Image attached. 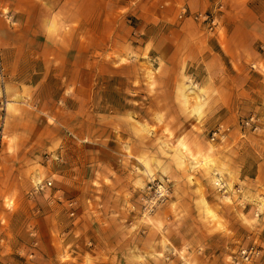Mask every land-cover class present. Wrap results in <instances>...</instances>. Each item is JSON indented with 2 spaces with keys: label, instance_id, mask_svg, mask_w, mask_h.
<instances>
[{
  "label": "rangeland",
  "instance_id": "374dc122",
  "mask_svg": "<svg viewBox=\"0 0 264 264\" xmlns=\"http://www.w3.org/2000/svg\"><path fill=\"white\" fill-rule=\"evenodd\" d=\"M201 5L0 0V264H235L242 248L264 264V0ZM247 89L254 100L235 94ZM220 123L230 130L211 141ZM80 158L91 165L74 166L71 196L65 169ZM154 178L170 195L148 213ZM103 187L131 260L95 262L80 229V192Z\"/></svg>",
  "mask_w": 264,
  "mask_h": 264
},
{
  "label": "crops",
  "instance_id": "0c3cea01",
  "mask_svg": "<svg viewBox=\"0 0 264 264\" xmlns=\"http://www.w3.org/2000/svg\"><path fill=\"white\" fill-rule=\"evenodd\" d=\"M171 4L176 5L180 3H187L190 7V3L193 2V5H198L202 4L200 8H197V6H194L193 9H202L205 1L206 0H168ZM192 9V7H190ZM81 10H79V13ZM49 13H46V18L45 20L48 21L49 18ZM18 17L22 18L23 15L17 14ZM228 54L232 55V60L234 61L235 64H237L239 72H243V65L241 64L240 60H237L232 47L229 45L228 46ZM234 59V60H233ZM241 78V76H240ZM12 83L14 85H21V82H18L15 77H11ZM241 84L243 82H246L244 78H242L239 81ZM11 85V84H10ZM244 85H240V87H243ZM236 91V90H235ZM251 91H254L253 89H247L244 91H236L235 94L238 95H245V97L248 100H254L253 95L251 94ZM15 92H11L10 94H14ZM240 93V94H239ZM12 103L8 102L6 100V108L5 110L9 112L10 107ZM80 163L75 162L74 164L72 163L71 159L68 162L67 168L65 169V174H64V190L65 193L67 192L69 195H73V191H76L75 188V181L74 177L77 176L75 172H73L74 166L77 165L76 168H79L81 171L83 170H88L89 165L91 164H86L87 160H84L82 158L79 159ZM88 163H91L88 161ZM86 174V173H85ZM80 180H83L82 173H80ZM59 183L56 182V186H58ZM84 185V184H83ZM81 185L80 187H82ZM81 191H85V189H80ZM98 190V189H97ZM106 188L99 189L101 193L99 194H92L90 195V192L87 191V194H84L83 192H80V195L82 196V199H84V205L81 208L82 212V217H83V223L81 224L80 229L84 231V234H87L86 236H91L94 239L95 242V250L93 253L92 259L97 262V261H122V260H131V252L127 253L123 252L124 249L128 247L131 249V242L129 244H124L121 245L123 247H118V241L117 238L113 235L115 234V230L120 227V218L121 212H118L115 209H111L110 206H108V200L107 196H105ZM94 204V207L91 206V203ZM131 222V218H130ZM131 224V223H130ZM130 226V225H128ZM128 248V249H129ZM126 257V258H124ZM143 257H145L143 255ZM149 259V258H146Z\"/></svg>",
  "mask_w": 264,
  "mask_h": 264
},
{
  "label": "built area",
  "instance_id": "2783aa9c",
  "mask_svg": "<svg viewBox=\"0 0 264 264\" xmlns=\"http://www.w3.org/2000/svg\"><path fill=\"white\" fill-rule=\"evenodd\" d=\"M182 13H185V9L182 10ZM194 18L197 20L205 21L209 28L212 29V26L215 24V17L212 16V14L209 13H197L194 14ZM0 78L2 81L4 80V70L2 65L0 64ZM6 102V101H5ZM242 126L243 127H249L252 129H257V118L255 115H251L246 117L244 120H242ZM230 130L229 126H226L223 123L218 124L213 128V130L210 132V140L211 141H218L225 139L228 131ZM214 184L218 191L222 192L223 195H228V187L226 182L220 178L216 177ZM52 186V181L48 180L46 182H39L36 185L37 191H42L47 187ZM232 191V190H230ZM233 192L240 193V187H236L233 189ZM170 195V183L168 179H157L154 178L147 184L146 188V195L144 199L146 200L145 204V210L148 213H151L156 209L160 204L166 202V200L169 198ZM68 206L71 210V216H74L76 214V205L77 201L74 199H70L68 202ZM258 215V214H256ZM253 251L252 249L242 248L239 251V259L235 261V264H253Z\"/></svg>",
  "mask_w": 264,
  "mask_h": 264
}]
</instances>
